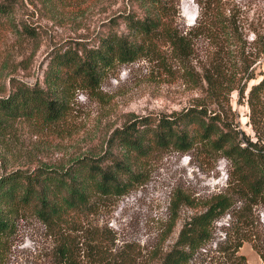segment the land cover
Listing matches in <instances>:
<instances>
[{"label": "trees", "instance_id": "1", "mask_svg": "<svg viewBox=\"0 0 264 264\" xmlns=\"http://www.w3.org/2000/svg\"><path fill=\"white\" fill-rule=\"evenodd\" d=\"M219 1H199L206 20L195 30L217 43L220 33L229 49L225 60L222 47L213 54L202 77L206 84L203 97L169 115L129 114L122 126L110 132L100 154L88 151L59 169L44 167L34 173L16 170L0 179V261L12 222L30 213L49 231L56 264H84V247L90 250L92 264H136L135 254L113 251L105 236L96 230L88 232L84 222L99 203L119 198L141 182L150 159L172 149L207 160L224 158L229 169L225 190L211 196L203 210L186 219L159 264H248L239 253L245 242L264 264V241L256 216V209L264 208V72H259L257 79L254 70L249 71L260 59L248 61L237 25L223 15ZM8 11L9 6L0 3V18ZM122 20L126 34L113 30L101 37L95 48L74 46L55 51L44 72L43 86L10 79L7 95L0 97V135L12 134L20 124H31L68 138L77 91L96 95L108 70L144 57L161 41L180 60L190 50L188 38L167 20L163 8L140 19L127 15ZM251 81L254 83L248 86ZM233 91L248 109L247 125L252 135L235 120L229 104ZM182 205L196 210L194 200L175 191L167 234L172 232ZM224 216L229 217L233 240L211 254L208 245L215 223Z\"/></svg>", "mask_w": 264, "mask_h": 264}, {"label": "rangeland", "instance_id": "2", "mask_svg": "<svg viewBox=\"0 0 264 264\" xmlns=\"http://www.w3.org/2000/svg\"><path fill=\"white\" fill-rule=\"evenodd\" d=\"M199 1L159 0L153 4L148 0H0L9 6L8 13L0 18V97L7 95L12 78L28 86H43L44 72L57 50L95 48L100 38L113 30L126 34L122 16L140 19L163 8L167 20L191 46L180 60L161 41L144 57L108 70L96 95L77 91L69 115L72 133L68 138L31 124H20L12 134L0 135V179L16 170L34 173L44 167L59 169L72 157L88 151L100 154L110 132L122 126L129 114L169 115L203 97L206 84L202 77L213 54L222 47L225 60L229 49L220 33L217 43L195 30L206 20ZM219 6L223 15L236 23L248 61L260 59L249 70L253 69L258 79L259 72H264V63L259 64L264 60V0H220ZM229 97L236 122L252 135L247 125L248 109L239 101L238 92L233 91ZM228 169L224 158L213 161L169 149L149 160L142 181L129 192L99 203L85 219L84 227L88 232L103 234L113 251L135 254L136 264H159L160 256L173 246L186 219L203 210L211 196L225 190ZM175 191L194 200L196 210L182 205L172 232L167 234ZM256 216L264 241V208L258 207ZM229 221L224 216L215 223L213 240L208 245L211 254L233 240ZM2 248L0 264L57 262L49 231L30 213L14 219ZM83 252L84 264H92L90 250L84 247ZM239 253L248 264H262L247 242Z\"/></svg>", "mask_w": 264, "mask_h": 264}]
</instances>
